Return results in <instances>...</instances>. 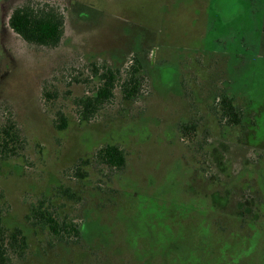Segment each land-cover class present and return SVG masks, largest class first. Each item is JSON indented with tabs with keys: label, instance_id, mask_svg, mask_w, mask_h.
I'll use <instances>...</instances> for the list:
<instances>
[{
	"label": "rangeland",
	"instance_id": "374dc122",
	"mask_svg": "<svg viewBox=\"0 0 264 264\" xmlns=\"http://www.w3.org/2000/svg\"><path fill=\"white\" fill-rule=\"evenodd\" d=\"M28 2L64 16L58 46L30 45L9 27ZM2 3L0 128L14 121L22 149L0 159V218L28 243L10 264H264V0ZM135 61L144 64L138 98L124 100L118 86L81 122L77 104L103 67L123 79ZM226 95L243 113L238 126L221 119ZM183 123L196 124L193 141ZM108 143L123 149L122 170L95 162ZM41 202L61 223L90 229L62 241L31 226Z\"/></svg>",
	"mask_w": 264,
	"mask_h": 264
},
{
	"label": "trees",
	"instance_id": "16d2710c",
	"mask_svg": "<svg viewBox=\"0 0 264 264\" xmlns=\"http://www.w3.org/2000/svg\"><path fill=\"white\" fill-rule=\"evenodd\" d=\"M64 16L50 6L28 2L16 8L10 19L11 29L17 33L26 43L41 47L53 48L60 44L64 33ZM100 76V83L91 96L85 97L77 104L78 116L83 123L93 120L99 111L110 104L115 97V91L119 86L124 100H136L140 94V82L138 80L140 68L132 66L122 79L120 70L105 68ZM97 74V71H95ZM47 97V94H44ZM221 116L229 119V124L240 125L242 120L241 110L233 105L232 100L225 98L221 104ZM67 120L62 113L58 114L55 127L58 131L67 128ZM181 134L187 141H193L196 133L195 123H186L181 126ZM22 149L21 132L14 121H9L0 128V159L5 161L20 156ZM95 162L98 165L110 169L122 170L126 165V156L123 149L108 143L95 154ZM88 165V161H81ZM76 174L85 177L80 165L73 168ZM65 197L79 200L74 192L66 189ZM59 216L52 207L34 205L28 217L31 226L47 227L52 234L62 241L69 238L79 239L85 234L86 226L73 223L66 224L59 221ZM28 243L24 232L15 228L9 231L0 218V264H10L14 258L21 259L26 252Z\"/></svg>",
	"mask_w": 264,
	"mask_h": 264
},
{
	"label": "flooded vegetation",
	"instance_id": "af4514ba",
	"mask_svg": "<svg viewBox=\"0 0 264 264\" xmlns=\"http://www.w3.org/2000/svg\"><path fill=\"white\" fill-rule=\"evenodd\" d=\"M3 2V0H0V3H2ZM3 4V3H2ZM16 8H14L13 9V11L11 12V15H10V17H9V21H8V25H9V27H10V19H11V17H12V14H13V12H14V10H15ZM11 28V27H10ZM13 31V30H12ZM262 31H263V34H264V23H263V29H262ZM14 32V31H13ZM15 33V32H14ZM18 37H20L17 33H15ZM21 38V37H20ZM22 39V38H21ZM23 40V39H22ZM24 41V40H23ZM25 42V41H24ZM263 49H264V36H263ZM159 64V63H158ZM132 66H136V67H138V68H140V72H139V77L140 78H138V80H139V84H140V90H141V87H142V83H143V80H142V75H143V69H144V64L141 62V61H135V62H133V64L131 65V67H130V69L132 68ZM163 67L164 65H154V68H153V71H154V74H155V76H156V78H158L159 76L161 77V81H160V83H158V84H160L163 88H169V86H170V84H169V80H168V82H165L164 81V77H163V75H162V72L160 71L159 72V68L160 67ZM129 69V70H130ZM229 86H231L230 84H229ZM230 90H231V87H230ZM239 93H240V95L242 96V97H245L246 95H245V92L243 91V90H240V91H238ZM225 98H228V99H230V100H232V103H233V105L234 106H236L237 107V105H235V100L233 99V97L232 96H228V95H226V96H224L221 100H220V107H222L221 106V104H222V101L225 99ZM238 108V107H237ZM239 109V108H238ZM222 110V109H221ZM241 110V109H240ZM241 113H242V111H241ZM221 119H222V116H221ZM228 120L229 119H227V118H225L224 120L222 119V121H223V123H226V124H228L229 126H238V125H234V124H229V122H228ZM242 120H243V113H242ZM242 120H241V123H242ZM264 120V119H263ZM262 120V121H263ZM221 121V122H222ZM183 124H186V123H183ZM182 124V125H183ZM263 124H264V121H263ZM181 125V126H182ZM181 129V128H180ZM181 131V130H180ZM182 135V134H181ZM243 208V207H242ZM241 208V209H242ZM245 208V207H244ZM246 210H248L247 209V207H246ZM244 214V213H243ZM253 215H255L254 213H253ZM90 228H86V231L87 230H89ZM153 257V256H152ZM188 257H187V254L185 255V259H187ZM190 258V257H189Z\"/></svg>",
	"mask_w": 264,
	"mask_h": 264
}]
</instances>
